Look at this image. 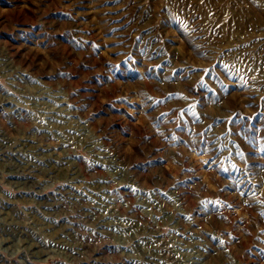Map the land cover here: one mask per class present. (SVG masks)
Here are the masks:
<instances>
[{"label": "rangeland", "instance_id": "1", "mask_svg": "<svg viewBox=\"0 0 264 264\" xmlns=\"http://www.w3.org/2000/svg\"><path fill=\"white\" fill-rule=\"evenodd\" d=\"M0 264H264V0H0Z\"/></svg>", "mask_w": 264, "mask_h": 264}]
</instances>
